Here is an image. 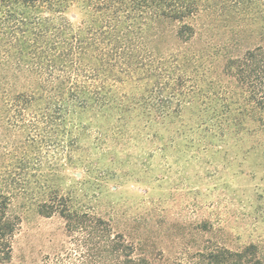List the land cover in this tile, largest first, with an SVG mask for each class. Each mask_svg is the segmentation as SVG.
<instances>
[{
  "label": "trees",
  "instance_id": "trees-1",
  "mask_svg": "<svg viewBox=\"0 0 264 264\" xmlns=\"http://www.w3.org/2000/svg\"><path fill=\"white\" fill-rule=\"evenodd\" d=\"M255 122L264 135V0H0V133L54 148L38 212L60 216L66 239L39 264H264L256 245L204 233L150 253L92 206L119 152L166 134L255 133ZM67 165L82 176L69 189ZM9 206L0 194V264H14L21 226Z\"/></svg>",
  "mask_w": 264,
  "mask_h": 264
},
{
  "label": "rangeland",
  "instance_id": "rangeland-1",
  "mask_svg": "<svg viewBox=\"0 0 264 264\" xmlns=\"http://www.w3.org/2000/svg\"><path fill=\"white\" fill-rule=\"evenodd\" d=\"M195 121L184 113L186 128ZM248 127L255 133L213 139L166 134L164 140L119 152L120 163L104 168L107 177L97 181L103 186L92 206L129 240L147 243L150 253L172 254L183 233L187 239L204 233L232 249L254 244L264 251V135L258 122ZM25 136L7 129L0 133V194L8 195L10 212L21 219L14 264H39L62 249L65 224L58 215L38 212L55 168L54 148L39 139L31 147ZM26 154L31 164H18ZM78 171L69 165L61 171L65 189L70 180L81 179ZM204 223L208 230L201 229Z\"/></svg>",
  "mask_w": 264,
  "mask_h": 264
}]
</instances>
